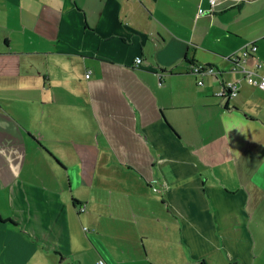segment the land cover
<instances>
[{
    "label": "crops",
    "instance_id": "0c3cea01",
    "mask_svg": "<svg viewBox=\"0 0 264 264\" xmlns=\"http://www.w3.org/2000/svg\"><path fill=\"white\" fill-rule=\"evenodd\" d=\"M210 7L0 0V264H264V0Z\"/></svg>",
    "mask_w": 264,
    "mask_h": 264
},
{
    "label": "built area",
    "instance_id": "2783aa9c",
    "mask_svg": "<svg viewBox=\"0 0 264 264\" xmlns=\"http://www.w3.org/2000/svg\"><path fill=\"white\" fill-rule=\"evenodd\" d=\"M216 0H210V11H213V5ZM199 13H204L203 8L198 9ZM257 44L255 42H249L238 52L231 53L228 55V59L233 62L232 70L241 73L242 77L238 79L224 80L222 81L220 89L216 92V95L222 98L231 99L236 96L239 92V85L241 80H245L247 83L256 86L264 90V74L260 72L262 67V60L257 55ZM251 58L253 65L249 66L247 64L248 59ZM141 62V57L135 58V63L139 64ZM190 71L197 74L201 78L197 81L198 84H203L202 77L204 76H220L222 74L221 70L211 64H193L190 67ZM89 76V73L86 74ZM79 211H84L86 209L85 203H80L78 205ZM85 231L88 230L87 227H83ZM97 264H106L104 260H99Z\"/></svg>",
    "mask_w": 264,
    "mask_h": 264
},
{
    "label": "rangeland",
    "instance_id": "374dc122",
    "mask_svg": "<svg viewBox=\"0 0 264 264\" xmlns=\"http://www.w3.org/2000/svg\"><path fill=\"white\" fill-rule=\"evenodd\" d=\"M85 224H86V223L82 224V226L85 225ZM84 227H87V226H84Z\"/></svg>",
    "mask_w": 264,
    "mask_h": 264
}]
</instances>
